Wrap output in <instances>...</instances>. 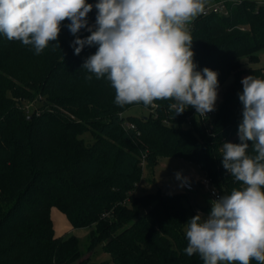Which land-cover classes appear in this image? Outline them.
<instances>
[{
	"label": "trees",
	"instance_id": "1",
	"mask_svg": "<svg viewBox=\"0 0 264 264\" xmlns=\"http://www.w3.org/2000/svg\"><path fill=\"white\" fill-rule=\"evenodd\" d=\"M227 5V14L202 13L190 26L197 70L218 72L223 91L216 114L206 120L192 107L175 115L172 100L154 101L148 115L127 114L145 105L120 107L111 82L82 68L98 46L74 54L68 20L58 41L39 55L0 34V264H95L75 238L55 234L52 206L73 226L92 227L91 249L103 241L115 264H203L199 255L184 252L186 223L197 214L187 195L131 192L143 177V155L152 173L164 156L197 163L221 196L242 187L223 168L221 149L240 142L241 80L264 78L247 65L264 48V5ZM96 11L88 14L89 25ZM90 34L81 29L77 35ZM37 100L42 105L32 113L30 103Z\"/></svg>",
	"mask_w": 264,
	"mask_h": 264
},
{
	"label": "clouds",
	"instance_id": "2",
	"mask_svg": "<svg viewBox=\"0 0 264 264\" xmlns=\"http://www.w3.org/2000/svg\"><path fill=\"white\" fill-rule=\"evenodd\" d=\"M93 7L95 25H89ZM204 11V0H0V34L39 55L68 20L74 54L98 46L82 68L111 82L117 105L172 100L175 115L192 107L205 116L215 110L219 74L197 70L189 29ZM81 29L91 34L80 38ZM241 84L240 142L223 143L221 163L242 187L211 200L207 215L198 212L186 223L184 252L203 264H264V78L249 75ZM176 178L188 184L179 172Z\"/></svg>",
	"mask_w": 264,
	"mask_h": 264
},
{
	"label": "rangeland",
	"instance_id": "3",
	"mask_svg": "<svg viewBox=\"0 0 264 264\" xmlns=\"http://www.w3.org/2000/svg\"><path fill=\"white\" fill-rule=\"evenodd\" d=\"M204 2H205V6H209L212 4L211 3L212 0H204ZM262 3L264 5V0H262ZM191 24H189V29ZM258 54H259V59L256 62L247 65H250L256 69H260L259 71L264 73V48H262L258 52ZM242 61L244 63H248L246 57H243ZM255 75L256 74H254L253 76ZM231 80L232 79H229L227 83H229ZM222 93H223L222 90L218 93V99L216 101V105L218 106L219 104H221L223 99ZM30 104L32 105L31 106L32 113L33 111L35 112L39 106L42 105L40 100H37L36 103L31 102ZM155 108L156 107H152V106H148L147 108H145V106L143 105L133 106L129 108L126 113L133 115H140V116L148 115L150 111L152 110L155 111L154 110ZM84 136L87 138L88 141H91L90 133H85ZM178 172L183 177H186L188 179V183L192 185V189L190 190L192 193L195 194L196 196L195 198L198 199L199 204L203 207H207L211 209L210 201L216 199L210 193L208 188H206L201 183V179L206 175L203 174L200 165L174 155L161 157V159L155 166V173H152L151 170L144 168L143 177L138 183L135 191L137 196L147 193H155L159 190L165 191L167 189L168 184L176 183L181 185V181L177 180L176 178V174ZM50 213H51V219L53 221L54 231L57 236H64L66 238H75L79 243L80 251L84 254V257L91 256V260L95 264H115L111 254L105 251L103 241H99L97 245L93 249H91L92 230H93L92 227L73 226L68 215L56 206L51 207Z\"/></svg>",
	"mask_w": 264,
	"mask_h": 264
},
{
	"label": "built area",
	"instance_id": "4",
	"mask_svg": "<svg viewBox=\"0 0 264 264\" xmlns=\"http://www.w3.org/2000/svg\"><path fill=\"white\" fill-rule=\"evenodd\" d=\"M210 12H220V13H223V14H227L228 13L227 0H216L211 5L205 6V11L203 12V14H208ZM217 110H218V105H215V110L214 111L207 113L205 116H202L200 114H198V115L200 116V118L202 120H206V118L213 117L216 114ZM131 126L134 127V124H131ZM141 165H142L143 168H145L144 155L142 156ZM206 176H204L201 179L202 185H204L206 188H208V190L215 197V199H219L221 197V194H220L219 190L212 183L211 179L208 176L207 177ZM185 187L188 188V189H192V185L191 184H187V185H185ZM135 191H133L131 193H134Z\"/></svg>",
	"mask_w": 264,
	"mask_h": 264
},
{
	"label": "crops",
	"instance_id": "5",
	"mask_svg": "<svg viewBox=\"0 0 264 264\" xmlns=\"http://www.w3.org/2000/svg\"><path fill=\"white\" fill-rule=\"evenodd\" d=\"M233 1H238V0H233ZM260 3H262V0H258ZM215 2V0H212L211 3ZM190 184V183H188ZM178 192H183L187 195L189 202L194 206L196 212L203 213L204 215H207L208 212L204 209L203 206H201L198 202V199H196L195 194L191 192L190 189L186 188L185 186H181L180 184H168L167 189L163 191V193L166 194H172V193H178Z\"/></svg>",
	"mask_w": 264,
	"mask_h": 264
}]
</instances>
